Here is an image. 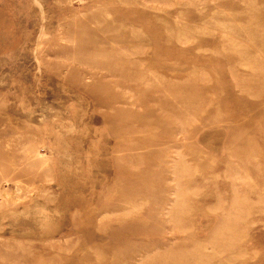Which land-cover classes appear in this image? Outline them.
Here are the masks:
<instances>
[{
    "label": "rangeland",
    "instance_id": "obj_1",
    "mask_svg": "<svg viewBox=\"0 0 264 264\" xmlns=\"http://www.w3.org/2000/svg\"><path fill=\"white\" fill-rule=\"evenodd\" d=\"M232 263L264 264V0H0V264Z\"/></svg>",
    "mask_w": 264,
    "mask_h": 264
},
{
    "label": "bare ground",
    "instance_id": "obj_2",
    "mask_svg": "<svg viewBox=\"0 0 264 264\" xmlns=\"http://www.w3.org/2000/svg\"><path fill=\"white\" fill-rule=\"evenodd\" d=\"M210 47V46H209ZM233 264V263H232Z\"/></svg>",
    "mask_w": 264,
    "mask_h": 264
}]
</instances>
